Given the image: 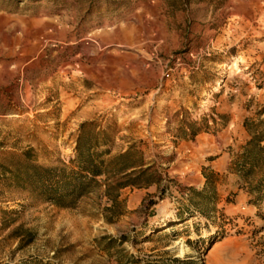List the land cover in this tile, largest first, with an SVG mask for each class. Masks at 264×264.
<instances>
[{
  "label": "rangeland",
  "instance_id": "374dc122",
  "mask_svg": "<svg viewBox=\"0 0 264 264\" xmlns=\"http://www.w3.org/2000/svg\"><path fill=\"white\" fill-rule=\"evenodd\" d=\"M253 122L264 0H0V264H264V165L232 169ZM84 123L154 183L113 211L107 176L71 208L8 185L25 156L72 168ZM203 169L218 174L209 215L188 201Z\"/></svg>",
  "mask_w": 264,
  "mask_h": 264
},
{
  "label": "trees",
  "instance_id": "16d2710c",
  "mask_svg": "<svg viewBox=\"0 0 264 264\" xmlns=\"http://www.w3.org/2000/svg\"><path fill=\"white\" fill-rule=\"evenodd\" d=\"M89 125L88 123L82 125L76 146V157L70 161L72 168L65 164L62 167H44L34 163L31 157L25 156V161L20 167L5 169L4 176L8 185L29 191L38 200L56 207L71 208L80 198L102 186L101 177L107 176L106 194L113 203L107 210L113 211L119 204L118 191L127 187H148L154 183L149 175L150 168H143L146 163L142 155L134 156L133 147L123 153L111 155L110 147L101 149L103 145L110 144L111 140L106 138L105 133L95 130L89 133L86 130ZM246 127L251 139L243 146L242 152L236 155L232 169L244 179H249L264 165V129L260 130L261 125L255 122L246 123ZM203 170L204 189L199 191L191 188L188 201L189 206H193L196 211L209 215L216 209L218 200L216 188L218 174ZM112 175H122L123 178L115 183L109 182ZM255 189L261 198L264 195V179L255 186ZM186 213L192 215L190 210ZM182 217L183 213H180L179 218ZM26 232L31 233L30 230Z\"/></svg>",
  "mask_w": 264,
  "mask_h": 264
},
{
  "label": "crops",
  "instance_id": "0c3cea01",
  "mask_svg": "<svg viewBox=\"0 0 264 264\" xmlns=\"http://www.w3.org/2000/svg\"><path fill=\"white\" fill-rule=\"evenodd\" d=\"M212 168H215V169H217L218 171H222V169H223V168H222V165H221V163H220L219 160H218V162L216 163V165H212ZM204 183H205V177L203 176L202 181H201V183H200L201 188L203 187Z\"/></svg>",
  "mask_w": 264,
  "mask_h": 264
}]
</instances>
